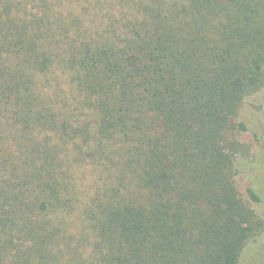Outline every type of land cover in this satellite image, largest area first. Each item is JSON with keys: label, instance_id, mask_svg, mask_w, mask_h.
<instances>
[{"label": "trees", "instance_id": "1", "mask_svg": "<svg viewBox=\"0 0 264 264\" xmlns=\"http://www.w3.org/2000/svg\"><path fill=\"white\" fill-rule=\"evenodd\" d=\"M263 87L264 0H0V264H240Z\"/></svg>", "mask_w": 264, "mask_h": 264}, {"label": "rangeland", "instance_id": "2", "mask_svg": "<svg viewBox=\"0 0 264 264\" xmlns=\"http://www.w3.org/2000/svg\"><path fill=\"white\" fill-rule=\"evenodd\" d=\"M241 118L248 124L249 130L237 133L236 138L249 148V155L242 159L240 174L236 177L237 187L246 198V187H257L262 201L252 204V208L264 219V87L247 101L242 108ZM254 132L261 137L257 142ZM74 177L80 198L85 201L90 192L94 174L85 165L74 167ZM240 264H264V231L249 242L242 253Z\"/></svg>", "mask_w": 264, "mask_h": 264}]
</instances>
